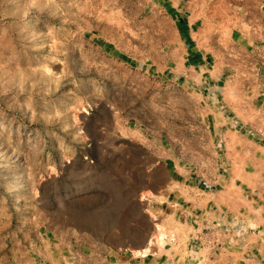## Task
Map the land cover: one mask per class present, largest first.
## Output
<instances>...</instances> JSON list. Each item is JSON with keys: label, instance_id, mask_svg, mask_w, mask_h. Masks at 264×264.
I'll use <instances>...</instances> for the list:
<instances>
[{"label": "rangeland", "instance_id": "1", "mask_svg": "<svg viewBox=\"0 0 264 264\" xmlns=\"http://www.w3.org/2000/svg\"><path fill=\"white\" fill-rule=\"evenodd\" d=\"M0 264H264V0H0Z\"/></svg>", "mask_w": 264, "mask_h": 264}, {"label": "bare ground", "instance_id": "2", "mask_svg": "<svg viewBox=\"0 0 264 264\" xmlns=\"http://www.w3.org/2000/svg\"><path fill=\"white\" fill-rule=\"evenodd\" d=\"M29 22H33V19L31 18ZM18 175H16V180H20V179H25L26 177V173L25 171H19L17 173ZM22 211V207L20 205H17L15 207V212H21ZM154 217L157 219V216L154 215ZM167 237V232L163 226V224L159 221H156L154 223V228L153 231L150 235V239L147 241V244L145 245V247L136 250L135 254L140 255V256H145L149 253L150 247L151 245H158V246H162L163 243L165 242V239Z\"/></svg>", "mask_w": 264, "mask_h": 264}]
</instances>
